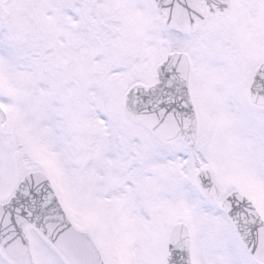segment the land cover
<instances>
[{
    "label": "snow or ice",
    "instance_id": "1",
    "mask_svg": "<svg viewBox=\"0 0 264 264\" xmlns=\"http://www.w3.org/2000/svg\"><path fill=\"white\" fill-rule=\"evenodd\" d=\"M0 264H264V0H0Z\"/></svg>",
    "mask_w": 264,
    "mask_h": 264
}]
</instances>
